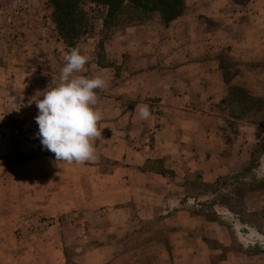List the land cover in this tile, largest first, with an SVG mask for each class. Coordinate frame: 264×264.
I'll return each instance as SVG.
<instances>
[{
	"label": "crops",
	"instance_id": "crops-1",
	"mask_svg": "<svg viewBox=\"0 0 264 264\" xmlns=\"http://www.w3.org/2000/svg\"><path fill=\"white\" fill-rule=\"evenodd\" d=\"M187 1L186 14L181 16L184 17L178 22L160 21L150 27L145 34H150L149 39L139 36L136 44L130 36L139 29L121 32L130 41L123 42L122 54H130L135 65L146 70L129 82H120L112 89L111 99L107 92L98 98V110L103 116L98 127L102 135L95 141L94 160L68 163L57 161L55 155L13 165L0 160V222L8 229V243L0 245V249L4 248L13 258L27 253L57 257L61 233L53 219L58 215L117 208L110 214L113 222L131 216L129 207L137 206L140 220L148 221L175 208L174 229L166 235L161 231L166 241L126 246L117 243L122 235L115 231L114 242L101 241L88 253L84 264H264V253L245 256L232 250L223 252L224 248H220V253L202 238L197 239L196 250L194 242L184 238L194 219L183 206L184 196L174 191L175 182L185 181L187 173H196L203 182L214 183L224 174L226 163L240 160L239 149L233 157L226 154L227 140L221 132L224 120L217 109L230 94L229 88L237 84L225 79L222 55L229 48L235 62L250 60L239 57L235 50L245 51L254 42L246 35L238 37L244 24L242 19L226 15L225 0H211L210 5L193 10L187 9ZM190 11L192 15L187 16ZM202 17L213 18L210 20L218 23L216 29L208 30ZM225 24L234 27L227 28ZM253 31L250 36L264 37L261 29ZM3 95L8 106L16 103L25 114L29 110L21 99L13 103V90ZM126 97H132L134 102L127 103ZM143 105L149 107L148 119L139 115ZM255 127L240 126L238 139L247 141L245 137H250L249 132ZM106 158L119 163L108 168L104 164ZM157 161L164 164L166 172L155 168ZM170 173L178 180L170 178ZM196 252L200 259L193 262ZM218 253L221 255L216 261ZM210 258L215 261L210 262ZM56 260L51 256L46 264H59ZM9 264L28 263L18 257L17 263Z\"/></svg>",
	"mask_w": 264,
	"mask_h": 264
},
{
	"label": "rangeland",
	"instance_id": "rangeland-1",
	"mask_svg": "<svg viewBox=\"0 0 264 264\" xmlns=\"http://www.w3.org/2000/svg\"><path fill=\"white\" fill-rule=\"evenodd\" d=\"M225 1V7L228 8L226 15L229 14L232 19H242L244 24L238 37L241 39L246 35L248 40L254 41L245 51L235 50L236 55L246 56L250 60L235 62L229 48L222 55L225 79L229 82L235 80L237 84L229 88L230 94L217 107L224 120L221 132L227 140L226 154L233 157L239 149L242 155L235 163L232 164L231 160L226 163L224 174L214 183L203 182L199 174L187 173L185 181L175 182L177 189L174 191L184 196L183 206L194 219L191 230L184 233V238L194 242L196 250H199L197 239L202 238L206 245L218 249L220 253V248H224L223 252L232 250L248 256L264 253V37L260 39L258 34H249L255 33L253 29L264 31V0ZM187 2V9L190 7L193 10L195 7L210 5L212 1ZM190 15L191 11L187 13V16ZM97 16L90 13V22L84 28L85 34L70 43L61 37L54 23L49 0H0V160L13 165L55 155L44 149L37 137L39 129L34 118L38 109L35 101L42 99L43 93L40 92L58 86L61 70L66 63L64 57L74 48L78 47L81 54L88 57L84 71L74 75L89 78L99 76L107 82V89L95 90L98 98L107 92L111 99L114 96L111 94L112 89L120 85V82H129L133 76L146 70L141 69L139 64L136 66L130 54H122L123 42L130 41L124 39L126 34H120L127 28L139 29L130 36L137 44L139 36L143 37L141 39H149L147 37L150 34L146 37L145 34L161 20L106 30L96 19ZM210 19L202 17L201 20H204L208 30H214L218 23ZM225 25L227 28L234 27V24ZM117 32L119 34L115 39L112 38ZM9 90L14 93V98L10 97L13 103L19 99L26 102L29 109L26 114L18 104L8 106L5 103L3 93ZM126 99L127 103L134 102L132 97ZM98 103L95 106L97 110ZM244 125L256 126V129L249 132L250 137H245L247 141L241 137L238 139L240 126ZM105 160L104 164L108 168L119 163L110 158ZM163 167L161 161L155 163V168L166 172ZM169 176L174 181L178 180L172 173ZM116 209L109 207L91 213L58 215L53 219L58 222L61 233L57 257L47 253H27L14 255L13 258L2 248L0 264L17 263L18 257L28 264H46L51 256L59 264H84L90 256L88 253L96 249L101 241L114 242L115 231L122 235L118 237L117 243L126 246H150L152 242L166 241L161 231L166 235L174 229L177 217V209L168 208L164 215L157 214L151 220L142 221L137 214L138 207L130 206L131 216L119 217L112 222L110 214ZM32 226L35 227V224ZM7 230L5 223L0 222V245L8 243ZM220 253L215 254L216 261ZM197 255L196 252L193 262L200 259ZM214 259L210 258L209 261Z\"/></svg>",
	"mask_w": 264,
	"mask_h": 264
},
{
	"label": "clouds",
	"instance_id": "clouds-1",
	"mask_svg": "<svg viewBox=\"0 0 264 264\" xmlns=\"http://www.w3.org/2000/svg\"><path fill=\"white\" fill-rule=\"evenodd\" d=\"M64 59L58 86L40 92L42 99L35 101L37 137L57 161L84 164L96 158L95 141L102 135L98 127L102 114L95 107L98 103L95 90L105 88L107 82L99 76L74 75L84 71L88 61L78 47ZM139 115L142 119L150 117L148 105L140 107Z\"/></svg>",
	"mask_w": 264,
	"mask_h": 264
},
{
	"label": "trees",
	"instance_id": "trees-1",
	"mask_svg": "<svg viewBox=\"0 0 264 264\" xmlns=\"http://www.w3.org/2000/svg\"><path fill=\"white\" fill-rule=\"evenodd\" d=\"M49 3L61 37L70 43L85 34L90 13L98 15L96 19L103 29L111 30L154 19L170 24L186 9V0H49Z\"/></svg>",
	"mask_w": 264,
	"mask_h": 264
}]
</instances>
